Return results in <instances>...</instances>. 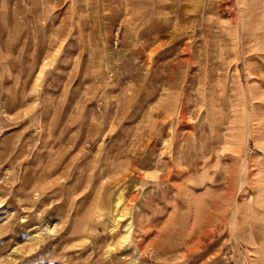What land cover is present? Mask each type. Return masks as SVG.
Listing matches in <instances>:
<instances>
[{"label": "rangeland", "instance_id": "rangeland-1", "mask_svg": "<svg viewBox=\"0 0 264 264\" xmlns=\"http://www.w3.org/2000/svg\"><path fill=\"white\" fill-rule=\"evenodd\" d=\"M0 264H264V0H0Z\"/></svg>", "mask_w": 264, "mask_h": 264}, {"label": "bare ground", "instance_id": "bare-ground-1", "mask_svg": "<svg viewBox=\"0 0 264 264\" xmlns=\"http://www.w3.org/2000/svg\"><path fill=\"white\" fill-rule=\"evenodd\" d=\"M233 19V18H232ZM235 20V19H234ZM234 20H232V23L234 24L236 21H234ZM231 21V20H230ZM234 31V30H233ZM236 45H238V44H236ZM237 47V46H236ZM144 65V64H143ZM144 66H146V65H144ZM135 87V86H134ZM133 89V88H132ZM184 114V113H183ZM182 118H184V117H182ZM232 120H230V122H231ZM233 122V121H232Z\"/></svg>", "mask_w": 264, "mask_h": 264}]
</instances>
